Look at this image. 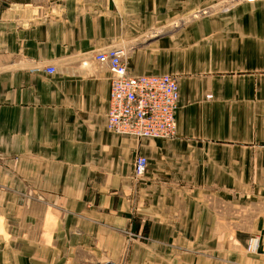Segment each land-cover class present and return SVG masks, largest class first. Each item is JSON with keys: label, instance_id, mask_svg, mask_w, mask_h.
Listing matches in <instances>:
<instances>
[{"label": "crops", "instance_id": "crops-1", "mask_svg": "<svg viewBox=\"0 0 264 264\" xmlns=\"http://www.w3.org/2000/svg\"><path fill=\"white\" fill-rule=\"evenodd\" d=\"M112 47L177 76L172 137L107 128ZM0 264H264V0L1 7Z\"/></svg>", "mask_w": 264, "mask_h": 264}, {"label": "built area", "instance_id": "built-area-1", "mask_svg": "<svg viewBox=\"0 0 264 264\" xmlns=\"http://www.w3.org/2000/svg\"><path fill=\"white\" fill-rule=\"evenodd\" d=\"M95 60L106 65L111 74L109 108L106 114V126L109 130L137 138H169L175 134L177 76L133 75L127 69L123 51L114 47L97 51ZM54 70V67L45 68V72L49 74ZM146 165L144 156H136L133 175H144ZM128 234L135 236L131 232ZM259 243V236H251L246 248L249 252H257Z\"/></svg>", "mask_w": 264, "mask_h": 264}, {"label": "rangeland", "instance_id": "rangeland-1", "mask_svg": "<svg viewBox=\"0 0 264 264\" xmlns=\"http://www.w3.org/2000/svg\"><path fill=\"white\" fill-rule=\"evenodd\" d=\"M26 1L29 0H0V8L1 7H10L11 5H16V4H23ZM33 3H38L42 1H49V0H30Z\"/></svg>", "mask_w": 264, "mask_h": 264}]
</instances>
